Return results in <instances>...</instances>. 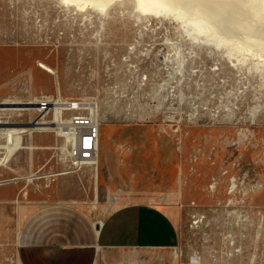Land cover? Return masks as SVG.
<instances>
[{"label":"rangeland","instance_id":"rangeland-1","mask_svg":"<svg viewBox=\"0 0 264 264\" xmlns=\"http://www.w3.org/2000/svg\"><path fill=\"white\" fill-rule=\"evenodd\" d=\"M98 14L96 8L75 9L59 0H0V102H36L42 97L56 102L55 110L43 117L46 123L36 124L50 125L49 130L24 132L4 147L9 161L0 167V178L18 176L20 188L29 184L40 191L53 186L60 175L81 173L84 200L100 207L107 197L102 189L98 194L97 185L94 189L99 160L95 167L66 173L78 138L65 133L67 120L61 119L66 100L92 101L99 95L102 110L107 111H102L103 123L149 122L161 128L160 168L168 198L175 192L179 143H193L189 162L182 165L184 193L174 199L180 209L184 252L202 259L195 258L196 264H264V84L259 74L238 72L228 62L217 69L215 55L204 51L196 55L187 51L184 67L177 71L166 39L167 28L174 37L179 34L174 22L138 25L132 19L125 31L118 22L114 35L100 39ZM134 43L137 47L130 49ZM125 54L127 63L122 60ZM126 67L127 109L140 110L130 119L115 116L105 96L114 79L111 73L123 76ZM168 111L177 118L182 113L196 117L172 125L163 120ZM5 112L10 121L18 122L15 125H31L38 110ZM66 114L64 118L72 115ZM147 138L145 129H138L135 139ZM233 176L239 183L235 196L229 192ZM245 188H254L253 194ZM26 195L20 194V202ZM16 205L0 204V221L12 219ZM1 257H6L4 264H15L11 246L0 242Z\"/></svg>","mask_w":264,"mask_h":264},{"label":"crops","instance_id":"crops-1","mask_svg":"<svg viewBox=\"0 0 264 264\" xmlns=\"http://www.w3.org/2000/svg\"><path fill=\"white\" fill-rule=\"evenodd\" d=\"M138 129L149 137L144 142L135 139ZM161 133L149 122L101 125L94 189L97 185L107 198L100 207L84 200L81 173L60 175L40 191L29 184L20 188L18 181L0 184V204L18 203L12 219L0 221V242L11 246L10 259L15 264H196L200 257L182 249L174 201L184 192L182 165L189 162L193 143H179L175 192L168 198ZM22 192L27 195L20 202Z\"/></svg>","mask_w":264,"mask_h":264},{"label":"bare ground","instance_id":"bare-ground-1","mask_svg":"<svg viewBox=\"0 0 264 264\" xmlns=\"http://www.w3.org/2000/svg\"><path fill=\"white\" fill-rule=\"evenodd\" d=\"M59 2L81 10L96 8L99 11L98 16L100 15V39L112 33L114 25L118 22L121 24L120 29L123 30L130 25L132 19L137 21L138 25L149 23L151 20H158L162 24L165 21L174 22L179 34L174 37L167 28L166 39L174 50L172 55L177 63V71L184 67L187 51L195 53L194 55L204 51L215 55L217 69H221L224 63L228 62L238 72L258 73L264 84V0H59ZM131 45L130 49L137 47V43ZM32 103L36 102L7 99L0 102V110L4 112V109L10 111L37 109L38 107ZM8 122L10 124L3 141L5 143L3 147L7 148L24 132L31 133L38 128L47 130L51 128L50 125H15L16 122ZM242 132L249 135L243 130ZM181 183L185 181L182 180ZM216 183L217 181L211 185L213 190H216ZM253 189L245 188V191L253 194ZM229 192L234 196L239 192V183L235 176L231 179Z\"/></svg>","mask_w":264,"mask_h":264},{"label":"built area","instance_id":"built-area-1","mask_svg":"<svg viewBox=\"0 0 264 264\" xmlns=\"http://www.w3.org/2000/svg\"><path fill=\"white\" fill-rule=\"evenodd\" d=\"M122 60L127 63V54L122 56ZM114 79L110 80L107 84L106 97H108L110 104L113 106L114 115L122 116L127 118H136L140 110L133 109L129 107L127 109V67L124 68L123 76L118 75L117 72H112ZM119 74V72H118ZM147 78L146 76L143 77ZM36 106L38 107L37 115L31 119L30 123L33 125L42 122L43 117L51 111L55 110V101L48 97H42L36 101ZM65 108L61 112V119L67 120L63 123L64 131L66 134L74 135L78 138V145L74 148L73 153L70 156V167L66 169V173L76 172L80 170L85 165L94 166L98 165L99 160V138H100V128L104 121L101 107V98L98 95L94 97L92 101H87L85 99H71L65 101ZM92 104V106L90 105ZM89 105V106H88ZM2 110V109H1ZM10 109H4V111H9ZM67 112H71L72 115L68 118H64ZM9 112H2L0 114V167L6 166L9 159L5 158V151L3 147V141L5 140V133L9 126L10 119L7 116ZM150 117V114H148ZM147 115V116H148ZM186 115V116H184ZM163 120L172 122V125L179 124L182 120L186 119L189 121L194 120L196 115L193 114H181L179 118L175 114L168 111ZM55 118V117H54ZM14 122V121H13ZM16 122L15 124H17ZM75 125H81L79 129L75 128ZM178 129V128H177ZM88 161V162H86ZM63 171V170H62ZM60 171L59 173H62ZM45 176L37 175L35 177ZM19 179L18 176H11L0 178V184L14 182Z\"/></svg>","mask_w":264,"mask_h":264}]
</instances>
